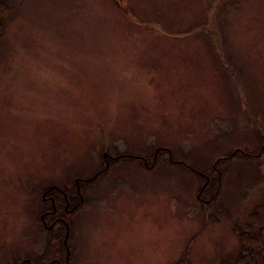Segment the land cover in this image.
I'll use <instances>...</instances> for the list:
<instances>
[{"label": "rangeland", "instance_id": "rangeland-1", "mask_svg": "<svg viewBox=\"0 0 264 264\" xmlns=\"http://www.w3.org/2000/svg\"><path fill=\"white\" fill-rule=\"evenodd\" d=\"M0 264H234L264 199V0H12Z\"/></svg>", "mask_w": 264, "mask_h": 264}, {"label": "trees", "instance_id": "trees-1", "mask_svg": "<svg viewBox=\"0 0 264 264\" xmlns=\"http://www.w3.org/2000/svg\"><path fill=\"white\" fill-rule=\"evenodd\" d=\"M0 0V33L9 3ZM241 250L234 264H264V199L249 216L245 226L238 227ZM186 264H188L186 262Z\"/></svg>", "mask_w": 264, "mask_h": 264}]
</instances>
